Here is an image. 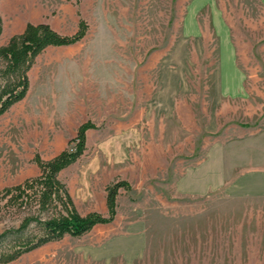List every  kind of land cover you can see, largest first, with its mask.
Wrapping results in <instances>:
<instances>
[{
    "label": "rangeland",
    "instance_id": "374dc122",
    "mask_svg": "<svg viewBox=\"0 0 264 264\" xmlns=\"http://www.w3.org/2000/svg\"><path fill=\"white\" fill-rule=\"evenodd\" d=\"M198 1V0H196ZM195 1V2H196ZM193 0H0V254L48 235L56 219L110 216L0 264H264V5L217 0L231 27L245 98L223 106L219 40L183 37ZM83 39L48 46L23 70L11 53L28 24ZM222 106V107H220ZM61 188L40 163L76 151Z\"/></svg>",
    "mask_w": 264,
    "mask_h": 264
},
{
    "label": "trees",
    "instance_id": "16d2710c",
    "mask_svg": "<svg viewBox=\"0 0 264 264\" xmlns=\"http://www.w3.org/2000/svg\"><path fill=\"white\" fill-rule=\"evenodd\" d=\"M87 31V24L82 20L79 24V30L71 36L62 35L52 28L48 23H39L37 25L28 24L25 32L22 35L19 46L11 53L12 68L14 70H23V83L20 92L15 93V100L20 99L26 93L29 80L25 71L35 58L48 46H65L76 43L84 38ZM9 104L2 106V109ZM1 109V110H2ZM0 110V111H1ZM92 125L90 123L83 124L78 131L79 143L76 151L62 153L56 160L49 163H40L43 170V177L37 182L45 184L49 188V196L61 188V182L57 177L58 172L73 163L83 153L86 142V132ZM126 181H117L108 188L107 203L109 206L110 216L104 217L100 214H95L88 219H80L76 215L71 217H61L51 223L48 235L37 243L26 245L14 249L8 253L0 254V262H10L21 256L24 252L30 251L51 240H58L68 233L81 235L90 231L95 225L106 223L113 220L116 214V201L118 193L123 188H128Z\"/></svg>",
    "mask_w": 264,
    "mask_h": 264
},
{
    "label": "crops",
    "instance_id": "0c3cea01",
    "mask_svg": "<svg viewBox=\"0 0 264 264\" xmlns=\"http://www.w3.org/2000/svg\"><path fill=\"white\" fill-rule=\"evenodd\" d=\"M193 0L189 5L183 19V37L190 40H207L205 29L200 20V11L206 7L211 9L209 21L219 40V59L217 66V84L221 89V102L223 106L229 101H238L245 98L247 75L239 66L237 50L233 41L231 27L226 21L223 11L217 5V0ZM264 5V0H261ZM220 106V107H222Z\"/></svg>",
    "mask_w": 264,
    "mask_h": 264
}]
</instances>
